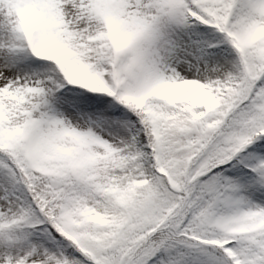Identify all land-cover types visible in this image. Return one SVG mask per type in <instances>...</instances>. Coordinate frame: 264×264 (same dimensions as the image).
Here are the masks:
<instances>
[{
  "label": "snow or ice",
  "instance_id": "snow-or-ice-1",
  "mask_svg": "<svg viewBox=\"0 0 264 264\" xmlns=\"http://www.w3.org/2000/svg\"><path fill=\"white\" fill-rule=\"evenodd\" d=\"M0 264H264V0H0Z\"/></svg>",
  "mask_w": 264,
  "mask_h": 264
}]
</instances>
